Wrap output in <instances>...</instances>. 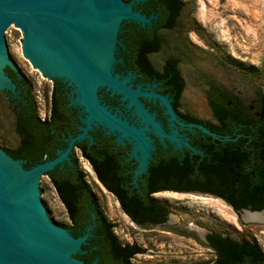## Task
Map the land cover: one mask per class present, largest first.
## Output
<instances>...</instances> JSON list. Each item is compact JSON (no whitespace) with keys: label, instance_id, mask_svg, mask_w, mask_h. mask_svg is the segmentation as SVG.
<instances>
[{"label":"water","instance_id":"water-1","mask_svg":"<svg viewBox=\"0 0 264 264\" xmlns=\"http://www.w3.org/2000/svg\"><path fill=\"white\" fill-rule=\"evenodd\" d=\"M144 0H0V91L16 93V85L5 69L19 70L30 84L33 82L18 63L10 32L20 29L25 58L46 79L62 80L71 88V105L81 114V133L71 138L64 152L50 161L25 167L0 149V264H84L71 258L80 251L88 234L73 239L64 225L47 189L45 175L67 159L74 142L84 138L93 127H101L118 144H129L130 159L137 162L134 182L148 168L154 150L152 134L174 152L200 153L179 130L198 131L212 139L227 141L201 124H185L174 112L171 99L155 93L150 85L132 87L135 78L119 76L123 64L119 49L126 24L151 28L152 16L142 15L134 6ZM101 91L118 96L125 113L105 105ZM156 101L163 109L169 132H164L155 114L140 99ZM1 99L4 96L0 93ZM132 119V120H131ZM194 129V130H193ZM68 160V159H67ZM209 196L206 194H199ZM245 223L247 216L261 214L264 209H242L238 213ZM245 217V218H244Z\"/></svg>","mask_w":264,"mask_h":264},{"label":"rangeland","instance_id":"rangeland-1","mask_svg":"<svg viewBox=\"0 0 264 264\" xmlns=\"http://www.w3.org/2000/svg\"><path fill=\"white\" fill-rule=\"evenodd\" d=\"M181 4L174 28L158 33L159 49L148 57L150 63L159 70L166 60L177 61L183 80L178 106L191 118L214 123L208 101L215 100L243 119H251L258 93L264 94V0H181ZM22 39L19 28L10 32L17 61L33 82L34 99L42 110L51 82L25 58ZM127 73L119 72V76L127 77ZM15 142L13 115L4 98L0 144L14 148ZM79 165L86 173L85 163L79 161ZM85 176L92 185L91 178ZM45 184L63 224H67L49 179ZM92 187L101 216L117 242L139 249L130 264H212L214 254L203 242L205 232L250 242L264 251V221L243 222L221 199L189 193L156 194L155 200L169 208L168 222L138 226L114 197L98 185Z\"/></svg>","mask_w":264,"mask_h":264},{"label":"flooded vegetation","instance_id":"flooded-vegetation-1","mask_svg":"<svg viewBox=\"0 0 264 264\" xmlns=\"http://www.w3.org/2000/svg\"><path fill=\"white\" fill-rule=\"evenodd\" d=\"M179 2L181 0H177L173 6L164 0H144L136 5V9L142 15L152 16L151 28L140 25H135L133 28L134 35L132 37L134 39L151 41L150 43L143 42L139 44L142 45L140 49L146 59L134 60L130 46L135 45H128L123 40V46L119 49V57L122 59L123 64L116 69L120 73L131 72L134 75L133 88L138 83L143 85L142 90L146 85H150L151 90L155 93L170 98L174 112L181 122L198 124L199 122L191 120L194 118L182 113L179 106H176L178 101L176 102L175 95L179 88V81L172 83L170 76L164 75L165 72L174 71L171 60L163 62L160 69L157 70L148 58L156 53L151 50L154 49L155 44L153 43L156 42L155 38L158 37V33L170 30L169 26L173 16L175 14L179 15L180 12L176 13ZM166 26H168L167 29ZM13 65L16 70L6 68L5 74L15 83L16 93L10 91H0V93L4 96L13 115L16 142L14 148H8L0 144V149L13 159L23 161L25 167H31L53 160L59 152H64L71 138H75L81 133L80 127L83 125L80 119V110L71 105V88L65 82L47 79L51 82L47 104L43 101L45 105L40 110L37 108L34 99L33 87L25 76L19 73L16 65ZM100 98L102 102L112 108H117L120 105L118 96L111 97L104 91H101ZM140 101L149 112L155 114V119L160 121L164 132H169L166 118L162 114L163 109L158 102L153 103L142 98ZM119 108L123 115H128L122 107ZM179 132L185 134L189 144L196 148L193 144V137H199L200 133L198 131L179 130ZM87 135L91 137V140L84 138L81 141L74 142L67 154L68 160H63L61 165L45 175L49 179L59 204L65 211L67 224L59 226L67 230L73 239L88 234L85 243L79 247L80 251L71 254V258L78 259L84 264H125L127 261L125 254L128 251H125L123 255L114 253L115 244L112 241L114 242L115 237L110 225L101 216L92 185H98L100 189L114 197L121 210L136 225H164L168 222L169 208L165 204L156 201L155 195L172 191L167 190V188H170L169 183L156 182L154 175L149 171V167L155 156L159 159H166L174 152L166 140V146L164 147L156 137L148 134L154 140L153 145L155 148L151 153L152 159L147 171L134 182V170L137 167V162L129 158L131 146L129 144H118L115 138L106 134L101 127H93L92 130L87 131ZM79 161L85 163L86 173L81 170ZM50 174H53L57 181L53 182L50 179ZM85 175L91 178L92 185L86 180ZM78 177L81 178V183L86 187L89 195L92 196V201L78 203V206H75L69 195H71V178L78 180ZM124 193L130 196L134 195L135 199L121 198L120 195ZM150 201L159 203L163 208H157L158 213L156 212L150 217H144L136 212L132 216L127 213V210H134L136 206L150 203ZM93 208L97 213L93 211ZM108 226L111 234L107 233L106 228ZM217 235L212 232L203 234L204 244L214 254L212 264L217 258V251L213 246H215L217 239L226 238L224 235ZM124 246L121 245V247ZM131 258L128 260L130 261Z\"/></svg>","mask_w":264,"mask_h":264},{"label":"trees","instance_id":"trees-1","mask_svg":"<svg viewBox=\"0 0 264 264\" xmlns=\"http://www.w3.org/2000/svg\"><path fill=\"white\" fill-rule=\"evenodd\" d=\"M171 5H175L177 0H164ZM181 2L178 4L176 13L181 10ZM175 14L171 20L170 30L174 28L177 19ZM134 24L124 26L121 37L130 46L133 53V59H146L143 57V51L140 49L143 42L150 40H137L134 35ZM168 26H166L167 29ZM168 31V30H166ZM154 49H159V38H155ZM150 51V52H151ZM147 52V53H150ZM173 65L172 72H165L164 75L169 77L172 83L179 81V88L175 95L176 102L179 99L183 88V80L177 71V61L170 59ZM256 104L254 116L251 119H243L233 111L226 108L215 100H209L208 106L212 113L214 123L199 122L208 130L220 136H229L230 140L220 141L212 139L208 135L199 132V137H193V144L200 153L174 152L166 159H155L151 162L149 171L156 179V182L162 181L170 184L167 190L176 193L189 194H206L214 198L221 199L230 206L235 213L242 209L251 211H261L264 209V94L260 91L254 101ZM178 104L176 103V106ZM193 147V146H192ZM195 148V147H194ZM50 179L57 181L53 174ZM78 180L71 178V201L75 206L78 203L92 201L86 187ZM67 181V180H65ZM121 198L135 199L134 195L126 193L120 195ZM91 198V199H90ZM157 208H163L157 202L136 206L134 210L128 211L131 216L138 213L144 217H150L158 213ZM94 209V208H93ZM166 209H168L166 207ZM94 212L97 211L94 209ZM107 233L111 234L110 227L106 228ZM217 235V234H216ZM218 236V235H217ZM113 251L117 254H125L130 264L129 258L139 254L136 246H124L114 239ZM217 258L214 264H264V251L250 242H236L229 238L217 239L215 246Z\"/></svg>","mask_w":264,"mask_h":264},{"label":"bare ground","instance_id":"bare-ground-1","mask_svg":"<svg viewBox=\"0 0 264 264\" xmlns=\"http://www.w3.org/2000/svg\"><path fill=\"white\" fill-rule=\"evenodd\" d=\"M245 218V217H244ZM247 220H253V221H264V217L261 214L258 215H252V216H247L246 217Z\"/></svg>","mask_w":264,"mask_h":264}]
</instances>
